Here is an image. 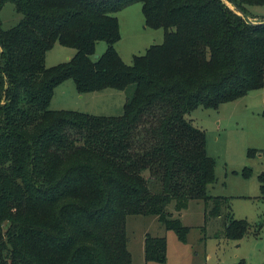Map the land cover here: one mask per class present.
<instances>
[{
    "label": "trees",
    "instance_id": "16d2710c",
    "mask_svg": "<svg viewBox=\"0 0 264 264\" xmlns=\"http://www.w3.org/2000/svg\"><path fill=\"white\" fill-rule=\"evenodd\" d=\"M6 1L23 18L5 29L0 16V264H134L128 215H157L185 240L168 205L192 199L206 219L228 208L226 236L244 237L248 220L208 193L215 160L187 114L264 87V16L250 11L264 0H0V13ZM136 2L165 38L128 64L115 13ZM57 42L77 51L48 67ZM69 78L80 93L136 89L121 115L51 109ZM145 256L166 262L167 239L147 234Z\"/></svg>",
    "mask_w": 264,
    "mask_h": 264
},
{
    "label": "rangeland",
    "instance_id": "374dc122",
    "mask_svg": "<svg viewBox=\"0 0 264 264\" xmlns=\"http://www.w3.org/2000/svg\"><path fill=\"white\" fill-rule=\"evenodd\" d=\"M250 11L257 16L253 20L261 19L264 5L251 6ZM115 14L121 30L116 48L126 63L131 64L134 55L144 54L152 44L164 41L163 27L146 24L141 2ZM0 16L5 29L16 26L23 18L11 1L4 3ZM106 48L107 42L99 41L92 58H98ZM76 51L57 42L47 52L46 64L49 67L64 62ZM135 89L133 83L124 90L108 88L85 94L69 78L55 88L50 108L121 115ZM187 118L205 130L207 152L215 160L217 179L208 186V193L228 197L235 218L248 220L250 228L240 239L228 238L225 234L228 208L221 216L206 219L208 205L202 199L190 200L181 212L176 210L175 202L168 205V211L189 227L185 240L175 230L166 228L157 215L131 214L126 227L134 264H264V87L219 108L200 106L188 113ZM147 234L167 239L166 262L146 260Z\"/></svg>",
    "mask_w": 264,
    "mask_h": 264
},
{
    "label": "crops",
    "instance_id": "0c3cea01",
    "mask_svg": "<svg viewBox=\"0 0 264 264\" xmlns=\"http://www.w3.org/2000/svg\"><path fill=\"white\" fill-rule=\"evenodd\" d=\"M102 90H108V88L102 89ZM102 90H98V91H102ZM92 92H97V91H92ZM87 93V92H86ZM85 93V94H86ZM235 101V100H234Z\"/></svg>",
    "mask_w": 264,
    "mask_h": 264
},
{
    "label": "water",
    "instance_id": "95a60500",
    "mask_svg": "<svg viewBox=\"0 0 264 264\" xmlns=\"http://www.w3.org/2000/svg\"><path fill=\"white\" fill-rule=\"evenodd\" d=\"M239 13H241V14H242V12H241V11H239Z\"/></svg>",
    "mask_w": 264,
    "mask_h": 264
}]
</instances>
